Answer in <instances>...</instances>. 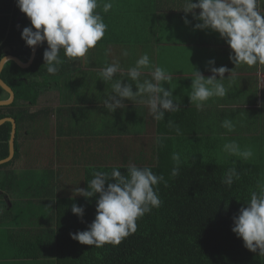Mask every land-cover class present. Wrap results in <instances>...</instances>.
<instances>
[{
	"label": "trees",
	"instance_id": "trees-1",
	"mask_svg": "<svg viewBox=\"0 0 264 264\" xmlns=\"http://www.w3.org/2000/svg\"><path fill=\"white\" fill-rule=\"evenodd\" d=\"M153 1L160 15L154 22L142 24V34L148 31L144 29L149 25L156 27L152 29L154 35H168L172 24L169 20L164 22L165 15L159 11L164 1ZM104 2L98 0L95 10L101 16L104 13L103 19L106 18L101 7ZM103 21L107 25V36L111 21ZM30 26L26 14L18 8L17 0H0V63L8 55L23 63L29 62L32 48L26 45L21 33L23 28ZM47 47V42L39 46L29 68L8 61L1 73L2 80L14 91L15 101L0 106V121L14 119L17 133L14 158L0 165V264H264V255L249 251L232 231L233 217L246 206L250 192L257 190L261 168L236 161L217 162L198 154L188 160L179 146L172 150L177 139L174 138L176 130H168L165 124L159 125L158 136L165 137L163 146L156 143L150 164L136 165L151 168L154 174L164 177L156 186L160 206L140 218L137 231L117 246L95 247L72 239L71 233L87 230L95 219L99 196L85 198L76 189H88L93 170L111 172L113 168H119L126 172L129 164L120 159L118 165L96 164L93 160L84 163L87 157L76 159L75 164L84 167L83 182L78 183L80 187L69 186V192L58 165L59 171L39 173L36 172L39 166L34 164L37 162L31 159L34 168L26 159L29 168L20 169L22 157H30L26 147L22 148L21 140L27 137L28 142L36 141V135L48 129L50 118L58 116L53 107L42 105L44 92L60 86L69 67L82 61V58L69 60L61 51L60 56L65 62L55 75H50L43 59ZM8 98L0 86V101ZM11 134L10 122L0 126V161L9 157ZM59 150L58 153L70 149L62 145ZM173 153H179L181 157L179 175L175 177L171 175L177 166L172 159ZM85 154L82 152L81 155ZM111 155L120 154L111 152ZM58 161H64V158L60 156ZM50 166L55 164L50 163ZM232 168L236 169L239 179L229 188L221 181ZM73 204L85 209L83 220L73 214Z\"/></svg>",
	"mask_w": 264,
	"mask_h": 264
},
{
	"label": "crops",
	"instance_id": "crops-1",
	"mask_svg": "<svg viewBox=\"0 0 264 264\" xmlns=\"http://www.w3.org/2000/svg\"><path fill=\"white\" fill-rule=\"evenodd\" d=\"M131 1L133 0L124 1L131 7L123 4L115 6L112 3L113 7L105 13L106 18L103 19L111 21L107 36L98 41L96 47L90 49L80 63L69 67L60 86L44 92L42 105L53 107L55 112L58 111V116L50 118L46 126L48 129L43 134L36 135V141L28 142L27 137L23 138L22 148L26 147L33 157L32 153L59 154L62 145L68 146L70 150L89 147V144L94 143L96 146L95 140H101L105 143L106 152L120 154L124 161H127L126 154L139 152L150 159L160 135L159 125L165 124L168 130H176L174 138L177 139L172 150L179 146L182 154H186V159L198 154L197 156H208L217 162L236 161L258 165L261 168V178L264 177V65L236 67L229 59L232 50L219 33L195 28L200 21L191 13H185V0H163L164 3L161 4L159 11L165 15L163 21L169 20L172 24L168 35H154L152 29L156 27L149 25L144 29L148 31L142 34V24L154 22L160 13L154 8L153 0H134L135 3L130 4ZM103 4L101 3L102 10ZM123 7L132 9L140 16L143 13L142 23L141 19L137 21L138 16L123 13ZM258 8L264 13V0H259ZM196 11L199 12L198 9ZM125 17L132 19L133 26L122 21ZM185 18L190 23L186 24ZM109 48L111 54L105 56V49ZM125 50L128 51V56L123 55ZM145 53L149 55L153 65L161 67L171 77L170 82L161 84L173 92L180 105L177 111L166 112L164 119L159 121L153 118L146 103L138 102L139 98L137 101L125 100L115 112L104 107L105 99L112 94L111 84L116 80L131 83L133 91H138L136 82L128 77V69L135 66L136 60ZM211 60L215 61V67L224 66L229 70L223 81L228 92L224 97L210 98L201 110L195 103H191L188 93L191 91L195 70L206 78L212 75L209 70ZM115 62L119 63L121 71L115 74L113 81L104 82L101 72ZM146 79H152L148 68L142 70L139 82L143 83ZM225 119L232 121V131L221 126ZM169 121L172 122L171 126ZM179 127L181 129L177 132ZM153 135L147 149L142 142ZM172 139L171 137L170 140ZM138 142L143 146L142 149H127ZM231 142L237 143L242 150L251 148L254 156L243 160L238 156L228 155L223 151V146ZM110 146L112 150L109 149ZM26 159L35 168L31 158L23 156L20 169L29 168ZM33 160L36 161L34 157Z\"/></svg>",
	"mask_w": 264,
	"mask_h": 264
},
{
	"label": "clouds",
	"instance_id": "clouds-1",
	"mask_svg": "<svg viewBox=\"0 0 264 264\" xmlns=\"http://www.w3.org/2000/svg\"><path fill=\"white\" fill-rule=\"evenodd\" d=\"M258 3L259 0H185L183 10L200 21L195 25L196 29H210L219 33L230 46L232 51L229 59L236 67H252L264 65V13L259 10ZM17 6L31 21V26L23 28L21 33L26 45L35 48L47 42L43 59L46 72L50 75H55L59 66L65 62L60 56L61 51L69 60L82 58L96 47L107 30L103 17L95 11L98 0H17ZM112 7L111 0H105L103 11L107 13ZM185 23L190 21L185 18ZM110 54L111 49H105V56ZM128 54L127 50L123 52L124 56ZM209 65L212 75L206 78L195 70L191 91L188 93L191 103H195L201 110L210 98L224 97L228 92L223 81L229 70L224 66L215 67L214 60L209 61ZM145 68L151 70L152 79L140 83L139 77ZM119 71L120 65L115 62L105 67L100 75L104 82H109L113 81ZM128 77L136 82L138 91H133L131 83L114 81L111 84L112 94L104 101V107L109 111L115 112L125 100L137 101V98L138 102L150 107V112L157 121L164 119L166 112L179 109L180 105L173 92L161 84L170 82L171 77L164 69L153 65L147 53L136 60L135 66L128 69ZM171 124L169 121V126ZM221 126L229 131L234 129L230 119H225ZM164 139L165 137H158L156 142L163 146ZM223 151L243 160L254 156L251 148L242 150L235 142L226 143ZM172 159L177 165L171 172L175 177L179 175L180 154L173 153ZM92 177L87 190L76 189L79 195L89 199L99 194L95 219L87 230L70 234L72 239L81 244L95 247L105 244L117 246L137 231V221L140 218L161 204L156 186L164 177L154 174L151 168L129 164L126 172L119 168H113L111 172L93 170ZM238 179L239 174L232 168L225 173L221 182L231 188L234 180ZM256 188V191L250 192L246 206L241 207L239 214L233 217L232 231L243 240L245 248L264 255V177L257 181ZM71 210L83 220V207L73 204Z\"/></svg>",
	"mask_w": 264,
	"mask_h": 264
},
{
	"label": "rangeland",
	"instance_id": "rangeland-1",
	"mask_svg": "<svg viewBox=\"0 0 264 264\" xmlns=\"http://www.w3.org/2000/svg\"><path fill=\"white\" fill-rule=\"evenodd\" d=\"M124 1L125 0H111V2L115 6H117L118 4H123V5L127 6V4ZM132 3H135V1L133 0L130 2V4H132ZM127 7H131V6L128 5ZM127 7H123L124 10H121V11H124L123 13L132 14V16L133 15L138 16L137 21L139 19H141V23H142L144 14L142 13V16H140V14L138 15V13L137 12L135 13L134 11H132V9H125ZM117 10H119V9H117ZM122 21L125 24H129V25L133 26L132 19L130 17H125L122 19ZM127 35H128V32L125 33V36H127ZM153 138H154V135H153V137L144 140L142 142V145H144L148 149L149 148L148 143ZM95 142H96V146H95V143L92 145L89 144V147H84L85 151H83L82 148H78L75 150H68V151L61 150V152L59 154H56L55 152H53V154H50V155L32 153L35 160L40 164H36L34 162L32 155H30V158L32 159V161L34 162V164L36 166L41 165L36 170V172H39V173H42L43 171L54 172V170L59 171V169H60L63 176L65 177V181L67 182L66 183L67 184L66 191L69 192L71 185H75L76 187H80V185L78 183L83 182V174L82 173H83L84 167L81 165L75 164L76 159H82L84 157H87L85 159L84 163H88L89 161L93 160L96 164L103 163V164H107V165H114V164L118 165L119 161L116 158L120 159L121 161H124L123 157L121 155L114 156V155H111V152H106L105 151V149H106L105 143L103 141L95 140ZM131 145L133 146V143ZM142 145L138 142L132 148H127V147L126 148L130 149V150H132L134 147H137L138 149H142V147H143ZM151 147L154 148L155 146L152 144ZM109 149L112 150L111 146L109 147ZM71 151H74V152H71ZM82 152H86V154L81 155ZM60 156H62L64 158V161H60V162L58 161ZM151 156L152 155H150V158H151ZM126 158H127L128 164H135V165H141V166L150 164V160H151L145 154H143V153L141 154L140 152L138 154H126ZM100 160H102V161H100ZM50 163L55 164V166L54 167L50 166ZM57 165L59 166V169H58ZM23 188H25V187H23ZM2 264H8V263L3 262Z\"/></svg>",
	"mask_w": 264,
	"mask_h": 264
},
{
	"label": "water",
	"instance_id": "water-1",
	"mask_svg": "<svg viewBox=\"0 0 264 264\" xmlns=\"http://www.w3.org/2000/svg\"><path fill=\"white\" fill-rule=\"evenodd\" d=\"M28 20L30 21V18H28ZM39 46L40 45L36 46L35 48H32L31 58H30L28 63H23L20 59L14 57L12 55H8L4 59H2V61L0 63V86L9 95V98L7 100L0 101V106H8V105L13 104L14 101H15V93H14V91L1 78V73H2V71L4 69L5 64L8 61H14L21 68H24V69L29 68L33 64V62H34V60L36 58ZM6 122H10L12 124V134H11L10 143H9L10 151H9V157L7 159H5V160L0 161V165H3V164H6V163L10 162L15 156V139H16V133H17V124H16V121L14 119L7 118V119H3V120L0 121V126L3 125ZM9 206L11 207V203L10 202H9Z\"/></svg>",
	"mask_w": 264,
	"mask_h": 264
},
{
	"label": "bare ground",
	"instance_id": "bare-ground-1",
	"mask_svg": "<svg viewBox=\"0 0 264 264\" xmlns=\"http://www.w3.org/2000/svg\"><path fill=\"white\" fill-rule=\"evenodd\" d=\"M28 18V17H27Z\"/></svg>",
	"mask_w": 264,
	"mask_h": 264
}]
</instances>
